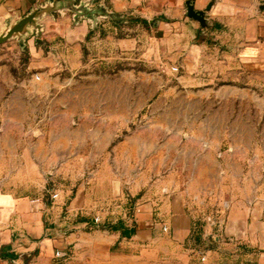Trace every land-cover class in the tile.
Segmentation results:
<instances>
[{"label":"rangeland","instance_id":"374dc122","mask_svg":"<svg viewBox=\"0 0 264 264\" xmlns=\"http://www.w3.org/2000/svg\"><path fill=\"white\" fill-rule=\"evenodd\" d=\"M90 22L74 71L34 59V47L48 55L44 33V46H0V176L41 185L63 235L136 228L143 208L158 218L183 203L191 264H258L255 242L228 235L234 218L264 221V77L240 66L239 34L209 27L177 41L131 15Z\"/></svg>","mask_w":264,"mask_h":264},{"label":"crops","instance_id":"0c3cea01","mask_svg":"<svg viewBox=\"0 0 264 264\" xmlns=\"http://www.w3.org/2000/svg\"><path fill=\"white\" fill-rule=\"evenodd\" d=\"M49 1L6 0L0 6V28ZM189 1H194L195 10H206L213 3L206 15L209 26L238 33L240 66L255 76L264 77V0H78L89 2L90 7L109 6L119 16L140 18L163 31L165 38L177 41H189L202 30L198 22L188 17ZM40 24L44 26L49 52L43 56V50L34 47L31 50L34 59L49 69L62 61L67 64L66 70L74 71L92 29L91 22L86 20L75 25L68 12L46 17ZM129 45L126 42L123 47L129 49ZM3 121V125L18 123L9 118ZM6 141L0 132V173L6 159ZM10 152L14 156V149ZM143 211L137 217L138 227L131 237H124L122 230L97 229H79L63 235L49 223L51 209L41 185L5 182L0 176V254L7 249L18 256L15 260L0 258V264H191V252L186 246L194 234V218L186 204L166 207L158 218H154L148 207ZM156 220L165 228H147L149 221ZM204 232L207 238L209 229ZM228 235L239 244L255 242L262 249L258 264H264V221L256 220L249 226L245 218H234L228 226ZM59 254L65 256L60 258ZM207 260L206 264L211 262L210 258Z\"/></svg>","mask_w":264,"mask_h":264},{"label":"water","instance_id":"95a60500","mask_svg":"<svg viewBox=\"0 0 264 264\" xmlns=\"http://www.w3.org/2000/svg\"><path fill=\"white\" fill-rule=\"evenodd\" d=\"M5 2L6 0H0V6ZM89 5V2L80 3L78 0H50L43 5L38 4L21 19L16 22L9 21L0 28V46L12 40L23 43L24 39L30 36H35L37 44L44 46L45 43L41 40L44 26L40 24V21L46 17L54 18L55 14L63 15L66 12H71L75 19L85 18L89 21H92V18L113 19L118 16L109 11L105 5H99L96 8H89ZM212 7L213 3H210L206 10H195L194 1H189L187 3L188 17L198 22L202 28H209L206 15ZM103 9L104 12H102Z\"/></svg>","mask_w":264,"mask_h":264},{"label":"trees","instance_id":"16d2710c","mask_svg":"<svg viewBox=\"0 0 264 264\" xmlns=\"http://www.w3.org/2000/svg\"><path fill=\"white\" fill-rule=\"evenodd\" d=\"M109 230L111 231H120L122 230L123 232V236L124 237H131L132 234L135 233V229H128L124 223L121 221L116 225H109L107 227ZM0 258H4V259H9V260H15L18 258L17 255H15L14 253L9 252L7 249H4L3 252L0 255Z\"/></svg>","mask_w":264,"mask_h":264},{"label":"built area","instance_id":"2783aa9c","mask_svg":"<svg viewBox=\"0 0 264 264\" xmlns=\"http://www.w3.org/2000/svg\"><path fill=\"white\" fill-rule=\"evenodd\" d=\"M64 256H65V255L59 254V257H60V258H63Z\"/></svg>","mask_w":264,"mask_h":264}]
</instances>
